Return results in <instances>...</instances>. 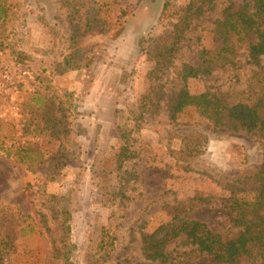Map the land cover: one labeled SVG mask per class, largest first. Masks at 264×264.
Segmentation results:
<instances>
[{
  "label": "rangeland",
  "instance_id": "374dc122",
  "mask_svg": "<svg viewBox=\"0 0 264 264\" xmlns=\"http://www.w3.org/2000/svg\"><path fill=\"white\" fill-rule=\"evenodd\" d=\"M164 1L4 0L15 5L0 20V70L10 74L8 89L0 92V264H63L67 243L73 264H87L103 224L116 237L106 264H155L143 254L141 235L184 211L224 237L237 235L236 202L245 207L258 192L261 138L227 123L214 126L192 109L171 119L169 106L178 88L176 71L184 63L195 66L200 47L218 44L213 21L246 0H193L192 10H202L180 42L173 70L151 80L154 61L139 40L170 30L174 19L159 21ZM190 1L174 0L180 9ZM96 19L105 30L93 29ZM74 50L81 52L76 68L63 64ZM247 57L244 43L233 63L188 78L187 89H210L229 104L247 102L248 92H256ZM260 60L264 65V55ZM42 96H50L47 114V105L42 110L37 102ZM61 109L66 117L55 128L69 124L68 141L52 134L47 120L59 119ZM195 131L208 138L204 152L177 158L182 136ZM121 132L136 152L123 166L132 176L119 189L121 175L110 160L123 143ZM18 146L27 163L6 156ZM65 148L74 154L63 158ZM101 159L110 163L104 194L97 185ZM52 160L60 165L51 172ZM198 196L205 199H193ZM64 208L71 213L66 223L55 213ZM181 242L172 239L164 250L189 264H218ZM234 264L253 263L242 256Z\"/></svg>",
  "mask_w": 264,
  "mask_h": 264
},
{
  "label": "trees",
  "instance_id": "16d2710c",
  "mask_svg": "<svg viewBox=\"0 0 264 264\" xmlns=\"http://www.w3.org/2000/svg\"><path fill=\"white\" fill-rule=\"evenodd\" d=\"M193 0L187 3L183 8H178L174 0H165L159 15V21L174 19L170 30L163 34H152L147 38L139 40L141 51L154 61L153 68L149 71V79L157 80L161 73H166L174 68V59L180 48V42L185 33L190 28L193 19L201 12V6L192 10ZM15 4H6L0 0V20L8 19L9 14H13ZM97 20V19H96ZM94 30L102 31L106 28L104 24L97 22L93 24ZM87 29V28H86ZM212 31L218 44L215 47H200L197 52V64L191 65L184 63L176 71L175 80L177 81V90L172 98L170 108V118L175 119L186 109L195 110L200 118L208 120L214 126L227 123L229 128L234 130L242 129L246 133H257L261 138L259 144L263 151L262 162L256 167L254 176L258 181V192L253 202L239 206L236 202V215L233 217V224L237 226L238 233L234 237H224L220 232L211 231L207 225L197 219L187 216L185 211L168 222L160 224L150 233L141 235L142 251L147 260L155 264H189L184 260L170 257L164 250L165 245L172 239L182 237V242L192 246L199 253L211 255L218 263L234 264L240 257L246 256L253 264H264V65H262L260 56L264 55V0H246L237 10L226 14L223 18H216L212 24ZM255 39V41H252ZM244 43H248L247 62L251 65V80L254 82L256 92H248L247 102H237L235 104L227 103L220 95L204 89L201 92L190 93L186 87L188 78L206 77L213 70L227 63H233L237 50ZM64 65H70L74 68L80 67L81 52L73 51L64 56ZM42 100V101H41ZM50 96L40 97L38 99L39 109L46 107V114L50 112L52 105L46 104ZM144 108V106H143ZM68 108H65V110ZM60 118L51 117L49 120L51 133L55 131L66 135V141L69 136V124H63L61 128L56 129L57 124L62 123L64 109H61ZM69 112V111H67ZM66 117V115H65ZM143 117V111L138 114L137 119ZM128 133L121 132L119 137L123 140L122 145L117 147L112 153L110 162L113 163L114 170L120 174L118 187L121 188L122 181L128 182L132 176L127 169H123L126 160L134 157L136 150L131 148ZM182 143L177 151V158H194L204 152V145L207 143V136L195 131L192 134H185L181 138ZM22 146L15 148V151L6 150V156L14 155L20 162L27 163L28 155L24 154ZM63 158L74 154L72 148H65ZM22 150V151H21ZM59 160V159H58ZM51 161L48 168L54 171L60 164V161ZM101 172L99 173L98 186L104 193H107V167L110 164L107 159H101ZM121 197H128L120 190ZM109 195V194H108ZM107 195V196H108ZM113 200V197H110ZM193 199L203 201V196ZM192 200V199H191ZM114 201V200H113ZM125 201V200H123ZM235 202V201H234ZM234 204V203H233ZM189 210L192 206L188 207ZM248 209V210H247ZM55 214L61 216V220L66 223L71 213L66 208L57 209ZM116 237L110 224H103L99 227V234L91 260L87 264H106L111 251L114 248ZM71 249L72 244L67 243ZM70 249L63 252V264H73L68 257ZM65 253V254H64ZM135 264H149L144 261Z\"/></svg>",
  "mask_w": 264,
  "mask_h": 264
},
{
  "label": "built area",
  "instance_id": "2783aa9c",
  "mask_svg": "<svg viewBox=\"0 0 264 264\" xmlns=\"http://www.w3.org/2000/svg\"><path fill=\"white\" fill-rule=\"evenodd\" d=\"M10 74L5 68L0 70V92H6L8 89Z\"/></svg>",
  "mask_w": 264,
  "mask_h": 264
}]
</instances>
